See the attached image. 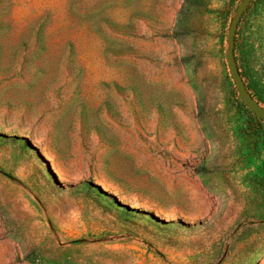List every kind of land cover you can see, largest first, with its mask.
<instances>
[{
	"label": "rangeland",
	"instance_id": "1",
	"mask_svg": "<svg viewBox=\"0 0 264 264\" xmlns=\"http://www.w3.org/2000/svg\"><path fill=\"white\" fill-rule=\"evenodd\" d=\"M241 1L0 0V264H264V125L226 59Z\"/></svg>",
	"mask_w": 264,
	"mask_h": 264
},
{
	"label": "water",
	"instance_id": "2",
	"mask_svg": "<svg viewBox=\"0 0 264 264\" xmlns=\"http://www.w3.org/2000/svg\"><path fill=\"white\" fill-rule=\"evenodd\" d=\"M251 2L252 0H242L236 9L235 16L230 23L229 31L227 34L228 48L226 50V59L229 67V75L235 84L240 99L254 115H256L260 120L264 122V107H262L248 91L247 86L239 71L234 53L235 35L238 24L242 15L247 10Z\"/></svg>",
	"mask_w": 264,
	"mask_h": 264
},
{
	"label": "trees",
	"instance_id": "3",
	"mask_svg": "<svg viewBox=\"0 0 264 264\" xmlns=\"http://www.w3.org/2000/svg\"><path fill=\"white\" fill-rule=\"evenodd\" d=\"M253 2H254V0H252L251 3H253ZM251 3H250V4H251ZM248 9H249V7L247 8V10H248ZM245 13H246V12H244V14L242 15V17H241V19H240V21H239L238 28H237L236 35H235V47H234V53H235V58H236L237 65H238V58H237V53H236L237 48H238L237 36H238V30H239L240 24H241V22H242V20H243V18H244V16H245ZM238 68L240 69L239 65H238ZM241 75H242V73H241ZM242 76H243V75H242ZM238 101H239V105H240L242 108H244V109L247 108V107L244 105V103L242 102L241 99H239ZM246 110H247V109H246ZM248 112L251 114V116L253 117V119H254L255 121H257L259 124L264 125V122H263L262 120H260L256 115H254L250 110H248Z\"/></svg>",
	"mask_w": 264,
	"mask_h": 264
}]
</instances>
